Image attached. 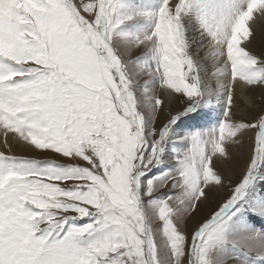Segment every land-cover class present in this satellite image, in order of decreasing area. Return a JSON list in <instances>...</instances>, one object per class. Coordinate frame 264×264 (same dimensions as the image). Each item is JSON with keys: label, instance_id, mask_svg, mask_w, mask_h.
<instances>
[{"label": "snow or ice", "instance_id": "6c2138e0", "mask_svg": "<svg viewBox=\"0 0 264 264\" xmlns=\"http://www.w3.org/2000/svg\"><path fill=\"white\" fill-rule=\"evenodd\" d=\"M261 28L264 0H0V264H264Z\"/></svg>", "mask_w": 264, "mask_h": 264}, {"label": "rangeland", "instance_id": "374dc122", "mask_svg": "<svg viewBox=\"0 0 264 264\" xmlns=\"http://www.w3.org/2000/svg\"><path fill=\"white\" fill-rule=\"evenodd\" d=\"M260 44V41L257 39V46ZM260 102V97L259 95H256L254 98H253V103L254 104H259ZM237 174H238V170H237ZM224 195V193L221 194V196H218L217 199H220L222 198V196ZM215 205H211V206H205V209H204V213L203 214H207L209 211H211V208L214 207Z\"/></svg>", "mask_w": 264, "mask_h": 264}, {"label": "bare ground", "instance_id": "6f19581e", "mask_svg": "<svg viewBox=\"0 0 264 264\" xmlns=\"http://www.w3.org/2000/svg\"><path fill=\"white\" fill-rule=\"evenodd\" d=\"M258 40L260 41V44L257 47H264V28H261L258 31Z\"/></svg>", "mask_w": 264, "mask_h": 264}]
</instances>
